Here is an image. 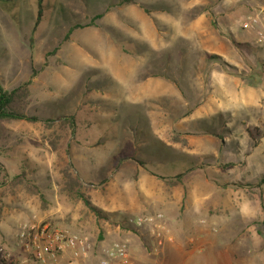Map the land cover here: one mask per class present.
I'll return each instance as SVG.
<instances>
[{
	"label": "rangeland",
	"instance_id": "obj_1",
	"mask_svg": "<svg viewBox=\"0 0 264 264\" xmlns=\"http://www.w3.org/2000/svg\"><path fill=\"white\" fill-rule=\"evenodd\" d=\"M261 8L43 0L35 28L37 0H0V85L28 83L38 119L0 133V264H23L29 222L125 244L132 264H264V43L242 26ZM69 164L98 214L65 190ZM156 213L171 241L125 224Z\"/></svg>",
	"mask_w": 264,
	"mask_h": 264
},
{
	"label": "built area",
	"instance_id": "obj_2",
	"mask_svg": "<svg viewBox=\"0 0 264 264\" xmlns=\"http://www.w3.org/2000/svg\"><path fill=\"white\" fill-rule=\"evenodd\" d=\"M263 15L261 8L242 25L256 32L259 43H264V30L260 27ZM125 224L133 229H146L157 240H172L161 213L128 218ZM16 241L23 264H132L125 244L113 242L93 251L86 237L49 222L20 224Z\"/></svg>",
	"mask_w": 264,
	"mask_h": 264
},
{
	"label": "trees",
	"instance_id": "obj_3",
	"mask_svg": "<svg viewBox=\"0 0 264 264\" xmlns=\"http://www.w3.org/2000/svg\"><path fill=\"white\" fill-rule=\"evenodd\" d=\"M42 1L37 0V17L35 20L34 27L36 28L41 20L42 14ZM129 2V1H126ZM99 17V16H97ZM68 39V37L66 38ZM210 59H218L215 56H208ZM211 61V60H209ZM30 102V92L28 89V83H24L12 90H5L0 85V133L3 129V125L8 121H26L29 123L37 122L38 119L34 117H28L23 112L27 108ZM62 127V131L71 130L73 132L75 128V120L74 117L71 116L69 118L57 119ZM50 120H48L49 122ZM55 146V144H52ZM140 165H144L140 162ZM72 165L69 164L64 168L61 175L64 180L65 190L69 193H73L76 196L80 197L86 206L90 207L89 201L83 193L81 192L83 186L78 177H76L72 171ZM152 174V173H151ZM154 175V173L152 174ZM176 179V178H175ZM176 183H179V180H175ZM91 210L98 214V212L90 207Z\"/></svg>",
	"mask_w": 264,
	"mask_h": 264
},
{
	"label": "crops",
	"instance_id": "obj_4",
	"mask_svg": "<svg viewBox=\"0 0 264 264\" xmlns=\"http://www.w3.org/2000/svg\"><path fill=\"white\" fill-rule=\"evenodd\" d=\"M156 214H157V213H156ZM162 215H163V214H162ZM163 216H164V215H163ZM164 221H165V224L168 225L165 216H164ZM167 227H168V226H167ZM0 251H1V250H0Z\"/></svg>",
	"mask_w": 264,
	"mask_h": 264
}]
</instances>
